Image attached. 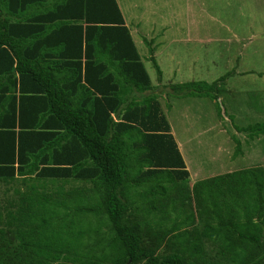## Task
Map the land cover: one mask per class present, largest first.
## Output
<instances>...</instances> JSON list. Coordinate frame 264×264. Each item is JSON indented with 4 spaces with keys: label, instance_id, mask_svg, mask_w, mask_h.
Instances as JSON below:
<instances>
[{
    "label": "trees",
    "instance_id": "trees-1",
    "mask_svg": "<svg viewBox=\"0 0 264 264\" xmlns=\"http://www.w3.org/2000/svg\"><path fill=\"white\" fill-rule=\"evenodd\" d=\"M147 44L117 0H0V264H264V167L190 184Z\"/></svg>",
    "mask_w": 264,
    "mask_h": 264
},
{
    "label": "rangeland",
    "instance_id": "rangeland-1",
    "mask_svg": "<svg viewBox=\"0 0 264 264\" xmlns=\"http://www.w3.org/2000/svg\"><path fill=\"white\" fill-rule=\"evenodd\" d=\"M120 2L131 28L139 25L135 39L140 53L149 56L146 39L155 43L154 56L162 76L144 59L152 84L149 93L161 96L192 173L190 184L226 172L264 167V135L252 138L241 131L264 123V0ZM229 72L235 74L219 88L218 101L172 96L173 85L211 84ZM234 137L241 142L240 154H236ZM6 188L0 183L1 204ZM84 200L86 206L99 201ZM91 218L96 221V215Z\"/></svg>",
    "mask_w": 264,
    "mask_h": 264
},
{
    "label": "crops",
    "instance_id": "crops-1",
    "mask_svg": "<svg viewBox=\"0 0 264 264\" xmlns=\"http://www.w3.org/2000/svg\"><path fill=\"white\" fill-rule=\"evenodd\" d=\"M117 2H118V4H119V7H120V9H121V12H122V14H123V16H124V18H125V21H126V25L128 26V28L130 29V31H131V34H132V37H133V40H134V42L136 43V45H137V40L135 39V34H137L138 36H139V34H138V24L137 25H135V26H133V28H131V26H130V24H129V22L127 21V18H126V14H125V12L123 11V8H122V4H121V2H120V0H117ZM37 11H36V9H34L33 10V13H36ZM147 40V39H146ZM139 42V41H138ZM157 94H159V93H157ZM159 96V101H160V95H158ZM166 114V113H165ZM87 115H88V113H87ZM95 116H99L98 115V113H95ZM166 116H167V114H166ZM114 118L115 119H117V117L116 116H114ZM167 118H168V116H167ZM168 121H169V123H170V120H169V118H168ZM170 125H171V123H170ZM171 128H172V133H173V135H174V131H173V127H172V125H171ZM174 137H175V139H176V141H177V144L179 145V148H180V150L182 149V145H181V141H179L177 138H176V136L174 135ZM182 144H184V142L182 143ZM226 173H229V172H226ZM225 173V174H226ZM192 174V173H191ZM222 175V174H221Z\"/></svg>",
    "mask_w": 264,
    "mask_h": 264
}]
</instances>
